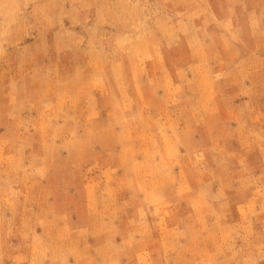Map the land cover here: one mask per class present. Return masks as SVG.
<instances>
[{
    "label": "rangeland",
    "instance_id": "rangeland-1",
    "mask_svg": "<svg viewBox=\"0 0 264 264\" xmlns=\"http://www.w3.org/2000/svg\"><path fill=\"white\" fill-rule=\"evenodd\" d=\"M0 264H264V0H0Z\"/></svg>",
    "mask_w": 264,
    "mask_h": 264
}]
</instances>
